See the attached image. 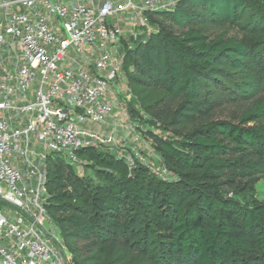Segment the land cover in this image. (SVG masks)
Listing matches in <instances>:
<instances>
[{
  "label": "trees",
  "instance_id": "16d2710c",
  "mask_svg": "<svg viewBox=\"0 0 264 264\" xmlns=\"http://www.w3.org/2000/svg\"><path fill=\"white\" fill-rule=\"evenodd\" d=\"M253 1L179 0L173 9L150 15L151 19L157 14L181 29L190 26L179 33L159 27L146 44L124 51L123 69L130 86L143 90L156 87L172 103L165 114L162 112L167 127H185L209 119L214 90L252 101L251 105L235 119H213L192 128L185 135L188 150L174 148L161 139L149 140L157 151L180 159L185 168L182 180L151 178L138 165L127 189V182L116 174L123 172L120 161L109 151L95 153V148H85L78 155L91 153L98 158V173L105 181L91 186L98 194L92 197L87 180L69 162L56 163L49 157L45 208L60 237L126 245L122 241L130 243L138 236L147 219L144 239L150 236L148 226L154 224L165 236L163 253L172 259L162 263L155 258L156 264H240L242 254L253 252L264 257V204L251 199L244 205L235 196H221L205 182L210 174L233 175L242 158L250 155L264 164V125L259 123L264 120V38L251 43L224 33L210 38L194 27L202 23L237 25L238 10L246 8L256 25ZM252 33L258 32L255 29ZM130 104L131 112L135 111L136 106ZM186 169L197 172L195 180ZM191 182L195 185L194 198L163 214L154 202L155 195H161L157 194L160 189ZM60 187L62 192H53ZM71 255L76 264H81L76 255ZM154 257L156 254L149 259Z\"/></svg>",
  "mask_w": 264,
  "mask_h": 264
},
{
  "label": "built area",
  "instance_id": "2783aa9c",
  "mask_svg": "<svg viewBox=\"0 0 264 264\" xmlns=\"http://www.w3.org/2000/svg\"><path fill=\"white\" fill-rule=\"evenodd\" d=\"M178 1L0 0V264H76L45 208L49 157L75 163L81 149L129 145L139 150L127 161L148 165L146 116L129 109L115 52L126 32L146 44L150 15Z\"/></svg>",
  "mask_w": 264,
  "mask_h": 264
},
{
  "label": "rangeland",
  "instance_id": "374dc122",
  "mask_svg": "<svg viewBox=\"0 0 264 264\" xmlns=\"http://www.w3.org/2000/svg\"><path fill=\"white\" fill-rule=\"evenodd\" d=\"M252 8L256 11L257 23L253 22V18L250 16V10L246 8L244 11L238 10V24L237 25H213L209 23H202L194 26L196 29H199L203 33L207 34L210 38L214 37L218 33H224L226 37H232L235 39L243 40L244 42H254L264 38V0H254L251 2ZM151 25L154 29V32L158 30L159 27L166 28L167 30H172L175 33H179L182 30H187L190 26L186 28H179L178 26L173 25L172 23L165 21L162 17L157 14L151 16ZM257 30L258 33L254 34L252 31ZM138 31V30H137ZM132 42L133 45L137 44V41L134 42L133 37L127 32L124 37L120 40V45L117 47L115 52V59L119 60V57L123 54V50L127 49V43ZM124 85L128 87L134 94V98L130 106H136L141 102L142 106L148 112L145 116L146 118L142 119L141 128L142 135L144 139L154 140L155 142L158 139H161L165 142L170 143L174 148L180 150H188L186 147V137L185 135L195 126H198L201 123L208 122L213 119L218 118H237L243 111L248 109L252 101H241L237 98L227 97L223 92L213 91L210 96V104L212 106V113L209 119L197 120L192 124L185 127H167L165 125V118L162 116L165 114L169 108L172 107V103L165 98L162 90L154 87L150 89H140L137 87L130 86L128 79L125 75L123 78ZM213 89V87H211ZM132 94V96H133ZM258 99V97H256ZM131 100V98H130ZM129 106V105H128ZM140 106V104H139ZM141 108V106H140ZM131 110V109H130ZM133 110H137L134 107ZM133 111L132 113L136 114ZM134 114V116H136ZM261 125H264V120L259 121ZM122 138H128V133L123 132ZM128 140V139H126ZM150 143V141H149ZM150 147L154 149L151 153L146 155L148 159L147 164H141L137 160L135 165L132 166L129 161L123 156L130 154L133 155L137 152L136 150L132 151L131 146H126V150L123 152H118L117 149L113 148L110 150V154L123 166L122 174L116 172L120 176V180L128 183V179L134 177L136 167L141 165L146 170V173L151 178H162L158 173L162 166L167 168L168 175L164 178L168 180H175L178 177H183V172L185 168L180 165V159L177 157L171 156L169 153L164 152L163 154L155 149L150 144ZM99 152L100 150H105L102 148H95ZM108 151V150H105ZM95 155V154H94ZM97 155V154H96ZM79 161L75 163H70L72 169L80 176L84 177L89 186V192L92 197H97L96 192L92 190V187H96L98 182H105L103 175L99 174L98 170L100 165V160L93 158L91 153L81 154ZM54 161L56 163H66L67 161L60 157L54 156ZM147 162V161H146ZM189 172L192 180L195 178L197 172L193 170L186 169ZM195 180V179H194ZM207 184H211L214 189L221 195L226 197H237L244 205L251 203V199L256 200L260 204H264V164L260 163L257 158L253 155L242 158L241 164L235 169L233 175H220V174H210V176L205 181ZM126 183L127 189H130L131 183ZM190 183L189 185L185 184H174V187H164L160 189V197L156 196L155 203L158 208L164 214L165 212H171L172 209H175L178 206L186 204L188 201L192 200L194 195L195 185ZM92 186V187H91ZM64 189L54 188V193L62 192ZM50 217H52L49 214ZM48 216V217H49ZM53 223V220L51 218ZM148 220L144 221V225H141L140 234L136 236L130 243L122 245L120 242L108 241L105 243L99 242V239H87V240H73V239H63L65 241V247L70 251L71 254L76 255L78 262L81 264H106L108 261H113L114 264H156L155 258H158L163 263L164 261H170L169 255L163 253L162 247H164L165 236L161 229H158L154 224H150L147 228L149 230L150 236L144 239V228ZM54 228H55V224ZM56 227L58 225L56 224ZM64 228H69V226H64ZM153 228V229H151ZM56 229V228H55ZM60 236V234H59ZM61 240L63 241V239ZM151 244L150 242H153ZM156 241V242H155ZM64 243V242H63ZM160 249V250H159ZM162 251V252H161ZM154 259H149L150 256H155ZM158 254V255H157ZM240 264H264V257L257 252L242 254Z\"/></svg>",
  "mask_w": 264,
  "mask_h": 264
},
{
  "label": "crops",
  "instance_id": "0c3cea01",
  "mask_svg": "<svg viewBox=\"0 0 264 264\" xmlns=\"http://www.w3.org/2000/svg\"><path fill=\"white\" fill-rule=\"evenodd\" d=\"M3 57V56H2ZM5 60L8 62V58L4 57ZM121 117L120 111H116L115 112V121H117L119 118ZM115 121L111 120V124L113 125L115 123ZM116 135H120L119 133H116Z\"/></svg>",
  "mask_w": 264,
  "mask_h": 264
}]
</instances>
